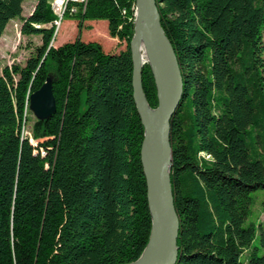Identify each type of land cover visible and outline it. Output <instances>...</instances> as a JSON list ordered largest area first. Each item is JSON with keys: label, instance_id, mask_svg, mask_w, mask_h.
Segmentation results:
<instances>
[{"label": "trees", "instance_id": "obj_1", "mask_svg": "<svg viewBox=\"0 0 264 264\" xmlns=\"http://www.w3.org/2000/svg\"><path fill=\"white\" fill-rule=\"evenodd\" d=\"M22 1L0 0V34ZM134 3L85 0L63 14L76 26L105 20L108 35L124 42L117 52L79 37L48 46L47 0H35L22 19L20 32L40 43L22 65L0 70V264H126L140 256L150 213L131 89ZM155 3L182 81L169 120L173 264H241L246 250L245 264H264V252L249 248L253 226L243 225L251 193L264 189V0ZM48 75L55 109L32 122L30 136L40 139L33 146L23 134L28 95ZM140 84L154 109L147 62ZM259 240L264 246L263 233Z\"/></svg>", "mask_w": 264, "mask_h": 264}, {"label": "water", "instance_id": "obj_2", "mask_svg": "<svg viewBox=\"0 0 264 264\" xmlns=\"http://www.w3.org/2000/svg\"><path fill=\"white\" fill-rule=\"evenodd\" d=\"M134 29L129 41L131 56L132 98L143 126L139 155L145 178L146 202L150 213V232L140 256L126 264H173L176 257L177 215L169 180V120L182 92V81L173 48L160 23L155 0H135ZM140 44V46H138ZM143 48L156 88L157 105L150 109L147 124L140 111L138 97L142 96L137 57ZM52 76L28 95V110L38 120L47 119L55 105L51 91ZM145 101V100H144Z\"/></svg>", "mask_w": 264, "mask_h": 264}, {"label": "rangeland", "instance_id": "obj_3", "mask_svg": "<svg viewBox=\"0 0 264 264\" xmlns=\"http://www.w3.org/2000/svg\"><path fill=\"white\" fill-rule=\"evenodd\" d=\"M52 1L53 0H47L48 5L51 6ZM34 3L35 0H23L21 3L20 16L8 20L5 24L4 29L0 34V70L2 67H9L13 63L22 65L26 57L33 52L34 47L40 43L39 35L23 34L20 32L22 19L31 12ZM72 3L77 4L74 2ZM72 3H69V5ZM74 8L76 11V5ZM53 15V20L58 18L55 14ZM71 15L72 14L63 15L60 20L57 19L58 26L53 24V20L49 23L43 24L45 26H52L54 29L48 46L58 47L64 43L72 42L76 37H79V39L84 42H96L104 52H117L124 48L123 40H118L117 38L108 35L105 20H85L80 26H76V19L71 17ZM141 53H144L143 50ZM143 62H145V60ZM26 114L23 134H25L28 137V141L35 146L37 141L40 140L32 139L30 136V127L35 118L29 111ZM39 151L42 153L41 147L39 148ZM251 196L252 203L243 225L251 224L253 226L254 237L249 248L255 247L257 254H261L264 252V246L261 245L259 240L260 234H264V189L253 191ZM246 254L247 250L240 255L241 264H245Z\"/></svg>", "mask_w": 264, "mask_h": 264}, {"label": "built area", "instance_id": "obj_4", "mask_svg": "<svg viewBox=\"0 0 264 264\" xmlns=\"http://www.w3.org/2000/svg\"><path fill=\"white\" fill-rule=\"evenodd\" d=\"M84 1L85 0H53L51 2V11L53 12V14H55L58 17L55 20H53V24L55 26H58L57 19L60 20L64 10L66 9L67 4L72 3V2L79 4V3H83ZM73 11H74V6L72 3L69 6L68 13H71Z\"/></svg>", "mask_w": 264, "mask_h": 264}, {"label": "bare ground", "instance_id": "obj_5", "mask_svg": "<svg viewBox=\"0 0 264 264\" xmlns=\"http://www.w3.org/2000/svg\"><path fill=\"white\" fill-rule=\"evenodd\" d=\"M68 7H69V5L67 4L66 9L64 10V12H65L67 9H69ZM64 12H63V14H64ZM73 12H75V8H74V11H73ZM63 14H62V15H63ZM138 46H140V44H138ZM142 50H143L142 47H140L139 50H138V54H137V57L139 58V61H140L141 63L145 60V55H144V53H141ZM142 56H143V57H142ZM138 103H139L140 111H141V113L143 114L144 122H145V124H147L148 121L150 120V117H151V111H150V109L148 108V106H147V104H146V102L144 101V98H143L142 96H139V97H138Z\"/></svg>", "mask_w": 264, "mask_h": 264}, {"label": "crops", "instance_id": "obj_6", "mask_svg": "<svg viewBox=\"0 0 264 264\" xmlns=\"http://www.w3.org/2000/svg\"><path fill=\"white\" fill-rule=\"evenodd\" d=\"M88 21H93V20H88Z\"/></svg>", "mask_w": 264, "mask_h": 264}]
</instances>
